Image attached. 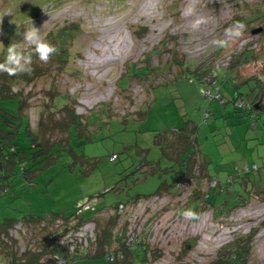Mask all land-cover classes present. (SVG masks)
I'll return each mask as SVG.
<instances>
[{
    "label": "rangeland",
    "instance_id": "374dc122",
    "mask_svg": "<svg viewBox=\"0 0 264 264\" xmlns=\"http://www.w3.org/2000/svg\"><path fill=\"white\" fill-rule=\"evenodd\" d=\"M190 3L195 13L185 16ZM257 6L264 13V0H47L37 17L18 23L19 30L10 41L27 52L33 50L17 33L32 22L44 38L56 27H78L70 48V67L78 75L39 78L23 89L31 92L26 110L31 128L37 125L38 110L49 101L45 93L52 89L57 95L52 100L56 106L64 101L61 94L67 96L75 114H87L88 128H69L66 144L43 155L35 175L23 176L18 166L13 175L8 174L9 184L0 186V220L54 212L74 220L80 215V203L86 200L91 209L103 211L99 213L103 218L117 214L114 233L122 228L130 235L148 230V249H157L159 256L149 254L145 264H208L215 251L236 234L254 230L247 264H264V110L254 119L232 103L234 97L240 101V97L259 90L258 84L264 88V15L249 19ZM201 17L206 23L193 30L192 21ZM239 17L246 20L242 21V37L227 47L214 45L213 41L227 38L225 30ZM0 18L12 21L8 11ZM2 20L0 30H5L8 27ZM257 27L263 28L261 33H251ZM249 46L254 55L236 59ZM145 56L148 61H141ZM173 57L188 69H208L213 86L199 82L195 74L182 72L179 68L183 67L174 63ZM230 58L243 60L238 64V74L235 67L211 72L210 67L219 70ZM170 61L169 71L161 68ZM128 63L147 65L150 72L138 80L130 79L122 88ZM155 67L162 72L151 69ZM146 69L137 72L146 73ZM178 72L181 74L175 77ZM205 88L212 93L219 88V99L209 98ZM58 116L60 112L55 118ZM188 120L194 127L190 144L176 156H196L198 163L191 180L181 186L179 195L163 192L145 196L170 182L179 171L175 160L169 158L173 156L170 141L178 137L177 129ZM58 133L56 138L62 143ZM28 144L26 141L21 146ZM112 153L117 155L114 161L109 160ZM228 178L233 181V190L224 185ZM197 188L201 194L194 196ZM252 190L260 192L216 215L203 201L208 193H217V201H226L227 208ZM134 196L142 197L130 201ZM202 196L200 203L190 204ZM118 202L125 205L114 208ZM186 209L197 212L199 219H184L181 213ZM56 225L50 228L55 230L59 225L60 230L65 224ZM92 226L88 224L91 240L96 234ZM27 233L23 242L16 244L18 251L31 243V237L38 239L46 231ZM184 244L188 247L185 251ZM66 264L107 261L104 256H79L67 257Z\"/></svg>",
    "mask_w": 264,
    "mask_h": 264
},
{
    "label": "trees",
    "instance_id": "16d2710c",
    "mask_svg": "<svg viewBox=\"0 0 264 264\" xmlns=\"http://www.w3.org/2000/svg\"><path fill=\"white\" fill-rule=\"evenodd\" d=\"M46 1L47 0H0V17L8 11L10 12V20H12L11 22H8L7 19L0 18L1 20L3 19L2 22L6 23L8 27L5 28V30H0V32H3L2 37H0V42H2V45H0V62H3L5 59L6 49L11 43L10 40L13 37L14 32L19 30V28H17V24L27 19L37 17L40 13L41 6ZM55 1L60 2L61 0ZM260 8V6L253 8L251 10V14L249 15V19L254 20L263 16L264 13L260 12ZM234 21L242 22L246 20L245 18L239 17L238 20H236V18L232 19V22ZM262 30L263 28L261 27V31ZM261 31L258 33H261ZM78 32V27L73 24L56 27L54 30L49 31L45 36V39L56 46L58 54L53 55L49 62L44 64L38 59L33 51V71L30 75L21 74L15 77H8L6 74H0V186L9 184L7 177L10 174L13 175L17 166L20 168L23 176L28 177L35 175L39 164L42 163L45 158V156L44 158L41 157L56 146H63L66 144L65 142H67V138L69 137V128L74 127V130H85L88 128V123L85 122L87 114H75L73 109L70 107L71 105L68 103L69 101H66L67 96L59 94V96L64 97V101H62L59 106L55 105L52 101L53 98L57 96L56 93L52 92L55 91L54 89H52V91L47 90L45 93L48 95L49 101L46 104H43L41 109L38 110L37 113L39 114V119L37 121V125L36 127L31 128L29 116L26 112L30 104L27 98L31 92L29 91L28 93H25L26 90L24 92L23 89L25 85H29L39 78H46L45 80H47L49 79V76L56 77L57 75L62 76L63 74L78 75L77 72L73 71L72 67H70V48L72 46V39L77 36ZM254 51L250 46L249 48L245 47L240 52L239 56L235 58L240 59L241 57H248L250 54L254 55ZM25 52L27 53V51ZM158 53L160 52L158 51ZM235 58H230L227 64L220 67L219 70H213L212 67H210L211 72L221 71L222 69L231 70L235 67L238 74V64L242 63L243 60L241 59L239 62H236ZM142 60L148 61V58L145 56L141 59V61ZM172 61L183 67V63L177 58L173 57ZM171 63L172 62L170 61L162 64L161 68L169 71ZM143 66L147 68V72L138 73V70L145 71ZM149 68L150 67L147 65L138 67L135 63H128L126 71L122 76L126 78L122 88L128 85L130 79L138 80L142 77V75L150 72ZM161 68L155 67L151 69L160 73L162 72ZM179 69L182 72L186 71L195 74L198 76L199 82L207 81L212 83L211 86L215 83V81L211 80L209 77V72L207 71L208 69H188L186 66L183 68L180 67ZM180 72H178L175 77L179 76L181 74ZM120 79L117 81L119 86ZM54 81L55 80L52 82ZM257 86L259 90L249 92V95L247 94L246 98L240 97V101H237L235 99L236 97H234L232 100L233 107L235 109L243 111L246 115H251L254 119L264 110V94H262L263 92L261 93V90H264V88L262 84H258ZM15 87L16 91L13 90ZM206 89L207 88L204 89V92ZM218 89L219 88H216V92H211L208 97L219 99V92H217ZM260 94H262V96H260ZM57 112H60V116L55 118ZM193 128L192 123L188 120L185 125L181 127V129H177L178 137H176L175 140L170 141V145L173 147L174 151L172 150L173 156H169V158L175 160L174 165H178L180 167L179 171L170 182L162 183L158 189L146 194L145 196H152V194L158 195L163 192L170 194L172 197L179 195L182 192L181 186H184L191 180L197 167L196 164L198 163L195 160L196 156L194 157L189 154L186 158L181 159L176 156V152H184L188 149ZM58 132L62 135L60 137L62 143L59 141V138H56ZM26 141H28L29 144L26 147L21 146L22 144L25 145ZM174 144L177 146H174ZM37 146L40 147L38 150H31L32 147L35 148ZM112 154L116 155L115 153ZM111 155L109 156V160L114 161L117 158V155L113 159L110 158ZM153 169L154 167H152L150 172H153ZM242 182H245V180ZM224 183L227 190H233V181L230 178L224 181ZM230 185L231 187L229 188ZM241 185H244V183ZM258 192L260 191L254 190L253 193L243 196V198H240L237 202L233 200V203L231 204L232 206L227 208H225L227 204L226 201H217V193H208L203 201L205 205L209 204L213 207V211L216 215L223 212L222 210L224 209L231 210L233 207L239 205V203H243L242 200L247 201L250 199L251 195H255V193ZM198 194H201L199 188L193 191L194 196ZM140 197L142 196H134L130 201L137 202ZM239 197L240 196L238 195V198ZM202 199L203 196L198 201H194L190 204L194 205L196 203L195 205H197ZM123 205H125L124 202H118L113 207L121 208ZM87 210L89 213L84 214L82 213L84 210L81 211V208H79L78 212L80 215H78L77 218H74L77 219L78 222L75 224L74 228L72 227L65 232H57L59 225L55 229L56 231L50 227L57 226L56 224L59 221V224H67V222L69 223L73 220V216H59L56 212H54L49 216L25 214L21 218L5 217L4 220L0 222V255L6 256L5 262L2 264H56L58 261H60V264H66L67 257L74 259L79 256H104L107 264H145L149 254H152L153 258L159 256L157 249H148V230L146 231V229H144L143 232L136 234L133 233L130 235L125 232V228H122L120 233H114L113 228L117 221V214L115 216L111 215L103 218L100 215L103 211H97L94 208L91 209V207ZM82 222L93 223V228H96L94 239H87L89 245L81 247L77 239L74 241L75 247L72 250L68 247L60 245L59 239L69 232L77 231L78 225ZM15 225L24 227L25 235L27 231L28 233H34L35 235L42 229L46 231V234L42 237H38V239H36V237H31V243L28 245L26 243L24 250L18 251V247L16 246L18 242L16 240L11 241V243L3 242L1 240L2 236H6L8 234V229L14 227ZM254 234L255 230L246 234H236L231 241L223 244L215 251V256L208 264H247L252 253V239ZM23 236L24 235H22V237ZM187 243L189 242L187 241ZM187 248L188 247L184 244L183 251L187 250ZM90 249H92V251H90ZM88 252L92 253L89 255Z\"/></svg>",
    "mask_w": 264,
    "mask_h": 264
},
{
    "label": "clouds",
    "instance_id": "9594fccd",
    "mask_svg": "<svg viewBox=\"0 0 264 264\" xmlns=\"http://www.w3.org/2000/svg\"><path fill=\"white\" fill-rule=\"evenodd\" d=\"M195 13V8L192 3L185 9V16H192ZM206 20L201 17L192 21L191 28L198 30L202 24H205ZM245 25L242 22H235L225 30L226 39L213 41L214 45L218 47H227L230 43L236 39L242 37ZM21 39L31 47L38 59L47 64L53 55L58 54V49L55 45L48 42L40 34V28L34 26L33 22L30 26L20 33H17ZM2 45V43H0ZM33 56L32 51L27 53L22 47H19L16 43H10L6 49V55L3 62H0V74H6L8 77H15L21 74H31L33 71ZM259 167V165H257ZM88 203H84L85 206ZM90 208V206H89ZM87 208V209H89ZM86 209V208H85ZM182 217L186 220H198L199 214L192 209H186L181 213ZM71 217V216H70ZM58 264L60 262L58 261Z\"/></svg>",
    "mask_w": 264,
    "mask_h": 264
},
{
    "label": "built area",
    "instance_id": "2783aa9c",
    "mask_svg": "<svg viewBox=\"0 0 264 264\" xmlns=\"http://www.w3.org/2000/svg\"><path fill=\"white\" fill-rule=\"evenodd\" d=\"M205 94L210 95L211 94L210 90L206 89ZM115 157H116V155L112 154V156L110 158L113 159ZM84 208H86V209L89 208V205L86 204L84 206ZM83 224H82V226L78 227L77 231L69 232L66 235L62 236L59 239V244L62 245L63 247H68L70 250H72L75 247L74 241H75V239H77L80 246L81 247L84 246V244L87 242V239L88 238L90 239V237H91L92 228L90 230L88 229V224H91V223L86 222ZM7 233L8 234L6 236L1 237V239L4 242H10L11 243V241H13V240H16L17 242H23V238H21V237L25 233V228L21 227L20 225H15L14 227L9 228ZM56 264H58V262Z\"/></svg>",
    "mask_w": 264,
    "mask_h": 264
},
{
    "label": "water",
    "instance_id": "95a60500",
    "mask_svg": "<svg viewBox=\"0 0 264 264\" xmlns=\"http://www.w3.org/2000/svg\"><path fill=\"white\" fill-rule=\"evenodd\" d=\"M260 31H261V27H257V28L252 29V30H251V33L254 34V33H256V32H260ZM256 106H257V104H256ZM85 201H86V200H85ZM85 201H83L82 203H80L79 206L83 205ZM76 222H77V219L72 220L71 222L65 224L64 227L61 228L60 230H58L57 232H65V231L71 229V228L74 226V224H75Z\"/></svg>",
    "mask_w": 264,
    "mask_h": 264
},
{
    "label": "crops",
    "instance_id": "0c3cea01",
    "mask_svg": "<svg viewBox=\"0 0 264 264\" xmlns=\"http://www.w3.org/2000/svg\"><path fill=\"white\" fill-rule=\"evenodd\" d=\"M3 218H5V217H3ZM0 222H2V221L0 220ZM5 257L6 256H1L0 255V264H2L3 262H5Z\"/></svg>",
    "mask_w": 264,
    "mask_h": 264
},
{
    "label": "flooded vegetation",
    "instance_id": "af4514ba",
    "mask_svg": "<svg viewBox=\"0 0 264 264\" xmlns=\"http://www.w3.org/2000/svg\"><path fill=\"white\" fill-rule=\"evenodd\" d=\"M263 92V93H262ZM261 93L264 94V90H261ZM262 94H260V96H262ZM83 206V205H82ZM84 207H81V211L83 210Z\"/></svg>",
    "mask_w": 264,
    "mask_h": 264
},
{
    "label": "bare ground",
    "instance_id": "6f19581e",
    "mask_svg": "<svg viewBox=\"0 0 264 264\" xmlns=\"http://www.w3.org/2000/svg\"><path fill=\"white\" fill-rule=\"evenodd\" d=\"M24 237V236H23ZM22 238V237H21Z\"/></svg>",
    "mask_w": 264,
    "mask_h": 264
}]
</instances>
